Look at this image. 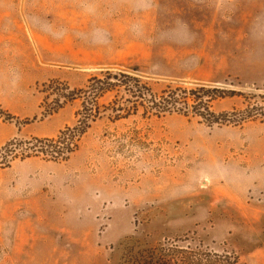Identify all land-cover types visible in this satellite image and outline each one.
Here are the masks:
<instances>
[{"label":"rangeland","instance_id":"374dc122","mask_svg":"<svg viewBox=\"0 0 264 264\" xmlns=\"http://www.w3.org/2000/svg\"><path fill=\"white\" fill-rule=\"evenodd\" d=\"M135 69L189 114L110 120L137 99L108 93L68 160L0 171V264H120L132 246L264 264V0H0V149L57 139L91 79Z\"/></svg>","mask_w":264,"mask_h":264},{"label":"trees","instance_id":"16d2710c","mask_svg":"<svg viewBox=\"0 0 264 264\" xmlns=\"http://www.w3.org/2000/svg\"><path fill=\"white\" fill-rule=\"evenodd\" d=\"M84 95L83 111L73 127L61 131L57 139L12 140L0 149V171L10 167L17 159L25 160L31 157L44 156L52 161L68 160L74 153L72 146L77 145L90 129L91 122L97 117L99 100L108 93L120 94L124 92L129 98L124 102L113 100L105 111H110V120H121L143 109L145 116L163 117L166 114L180 113L187 115L191 106L181 91L168 88L158 95L147 85L143 84L137 69L131 73L121 71H107L101 77L89 81V86L81 90ZM205 105V104H204ZM95 106V117L92 112ZM206 110L208 107L205 105ZM197 113V112H196ZM204 115V114H201ZM212 115V114H211ZM168 252V251H167ZM161 247H136L132 246L120 264H173V256L167 254Z\"/></svg>","mask_w":264,"mask_h":264}]
</instances>
